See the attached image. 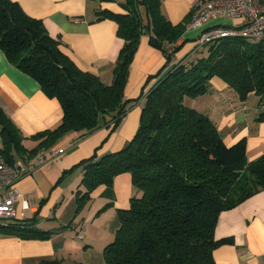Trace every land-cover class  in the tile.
Segmentation results:
<instances>
[{
  "label": "trees",
  "instance_id": "obj_1",
  "mask_svg": "<svg viewBox=\"0 0 264 264\" xmlns=\"http://www.w3.org/2000/svg\"><path fill=\"white\" fill-rule=\"evenodd\" d=\"M120 6L124 13L95 12L97 20H113L124 41L106 85L79 68L41 20L26 15L12 0H0V50L62 109L59 124L31 136L38 143L27 149L21 132L0 107V153L8 163L25 161L40 151L51 152L68 132L85 136L102 123L115 130L131 102L124 96L130 64L140 37L149 34L166 61L149 78L155 82L145 94L139 127L123 149L95 152L70 169H83L76 212L95 188L110 187L116 175L129 173L137 194L128 209L118 211L120 225L103 249V264H215L214 249L231 242L214 238L218 215L264 189V155L247 162L244 139L226 146L211 119L186 107L183 99L210 92V79L218 77L240 101L250 93L264 101V42L219 38L204 45L206 57L171 64L190 15L172 24L162 14L161 0H124ZM0 231L34 238L52 233L37 230L27 218L13 220ZM37 264L82 263L54 259Z\"/></svg>",
  "mask_w": 264,
  "mask_h": 264
},
{
  "label": "crops",
  "instance_id": "obj_2",
  "mask_svg": "<svg viewBox=\"0 0 264 264\" xmlns=\"http://www.w3.org/2000/svg\"><path fill=\"white\" fill-rule=\"evenodd\" d=\"M12 1L26 15L41 20L48 35L60 41L62 51L79 68L94 73L103 84H110L124 41L117 36V24L111 19L97 20L95 12L99 9L124 13L120 6L124 0ZM195 1L161 0L162 14L177 24L190 15ZM141 11L145 17L143 8ZM243 23V19L218 17L197 29H187L186 25L176 42L179 48L171 64L207 56V47L197 43L205 28L239 27ZM165 61L162 49L151 44L149 34H142L124 89L125 98L131 102L116 129L112 131V124L102 123L85 136L75 131L66 133L51 147L57 154L18 182L17 187L28 202L26 218L33 221L37 230L52 233L34 238L0 231V264H37L54 259L103 264V249L113 241L120 225L118 211L129 208L137 190L129 173L118 174L110 187L95 188L76 212V191L82 189L83 169H70L95 152L105 155L126 147L139 127L145 94L155 82V78H149L159 72ZM210 87L206 94L184 97V105L207 115L221 132L226 146L244 139L247 162L264 155V120L258 121L264 117V101L254 93L240 101L237 93L218 77L210 79ZM0 107L21 132L27 149L38 143L31 136L54 128L62 118L59 102L47 97L39 84L12 65L1 50ZM66 170L70 171L62 176ZM78 232L81 238L77 237ZM214 238L231 240L214 249L215 264H264V189L221 211Z\"/></svg>",
  "mask_w": 264,
  "mask_h": 264
},
{
  "label": "built area",
  "instance_id": "obj_3",
  "mask_svg": "<svg viewBox=\"0 0 264 264\" xmlns=\"http://www.w3.org/2000/svg\"><path fill=\"white\" fill-rule=\"evenodd\" d=\"M218 17L243 19L244 23L239 27H207L198 36V45L204 46L216 39L232 36L242 37L250 44L264 42V0H196L190 8L187 29L203 27ZM57 152L40 151L32 159L13 163L6 162L0 153V228L7 227L13 220L26 218L28 202L17 184ZM77 237H82L81 232L77 233Z\"/></svg>",
  "mask_w": 264,
  "mask_h": 264
},
{
  "label": "water",
  "instance_id": "obj_4",
  "mask_svg": "<svg viewBox=\"0 0 264 264\" xmlns=\"http://www.w3.org/2000/svg\"><path fill=\"white\" fill-rule=\"evenodd\" d=\"M151 44H152L153 46L158 47V48L160 47V45H159L158 43H156L155 40H151Z\"/></svg>",
  "mask_w": 264,
  "mask_h": 264
}]
</instances>
